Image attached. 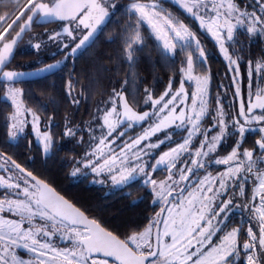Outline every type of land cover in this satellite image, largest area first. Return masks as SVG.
<instances>
[{"label":"snow or ice","instance_id":"obj_1","mask_svg":"<svg viewBox=\"0 0 264 264\" xmlns=\"http://www.w3.org/2000/svg\"><path fill=\"white\" fill-rule=\"evenodd\" d=\"M175 3L218 46L228 71L233 74L238 111L226 109L219 93L212 105L211 75L204 68L206 49L192 28L166 9L162 0H129L127 18L119 31L121 58L128 65L125 85L129 77L135 80L138 54L150 36L158 42L160 55L166 61L178 53L184 54L178 69L179 87H174V76L169 77L159 96L146 87L144 104H150L151 110L143 112L134 106L135 97L128 99L123 86L120 91L113 89V95L105 102L108 106L97 107L93 116L100 135L97 137L89 124L91 142L83 156L72 157L71 175L90 169L97 177L107 175L114 186L126 185L142 175L144 184L151 185L154 202L162 207L142 230L120 237L0 152V160L4 161L0 168H5L10 161L22 174L17 179L24 185L14 183L12 176H0V187L17 190V198L0 199V213L7 208L19 217L16 220L0 216V264H264V52L253 60L249 48L246 58L240 40L242 35L249 42L256 37L264 38V0H252L251 10L239 0H175ZM117 7L113 0H26L12 17L0 16V82L3 85L0 101L10 107L5 117L10 140H16L25 131L31 117L32 130L43 152L48 154L55 144L50 131L40 130V115L27 106L23 89L15 83L21 78L50 72L60 62L34 72L5 70L17 41L34 25L61 22V31L53 32L48 39L67 36L75 42L65 56L67 59L95 42L94 35ZM32 47L39 50L41 43ZM64 48L69 45L64 44ZM245 60L248 91L242 95L241 62ZM187 82L195 84L191 93L186 90ZM73 91L74 85L69 80L67 95L73 104H78L80 101L73 97ZM52 121L53 117H49L50 124ZM145 121L150 123L143 132L124 141L118 149L113 147L117 136L123 138L126 134L119 129L142 126ZM158 133H164L163 139L157 137L152 142ZM177 134L181 136L179 142L174 139ZM249 134H255L256 138L244 147ZM63 135L75 137L76 128L66 123ZM228 137H235L233 146L221 156L218 150ZM77 142L83 143V137ZM166 142L174 146L154 157V163L145 159ZM185 156L189 159H184ZM211 163L225 168L216 175L208 172L188 187L198 170ZM157 170H165L168 175L162 180L154 179ZM225 196L228 198L224 199ZM236 197L243 202L236 203ZM233 208L241 210L242 220L247 214L248 226L245 228L241 223L225 231ZM37 218L42 223H37ZM57 235L69 242V246L57 247L53 243ZM20 249L30 254L29 257L24 258Z\"/></svg>","mask_w":264,"mask_h":264},{"label":"trees","instance_id":"obj_2","mask_svg":"<svg viewBox=\"0 0 264 264\" xmlns=\"http://www.w3.org/2000/svg\"><path fill=\"white\" fill-rule=\"evenodd\" d=\"M239 2L242 6H249V10H251L252 0H239ZM121 3L112 19L98 34L92 46L76 58L70 70H61L43 78L27 80L17 84L23 89V98L27 106L35 109L43 121L49 123V117H53L52 123L49 124L55 144H57L59 138L65 139V143L71 146V152L76 156H80L82 146L81 143L77 142V136L83 131L79 130L78 126L91 121L97 107L108 106L105 102L113 95V89L120 91L123 86L130 101L135 97L136 103L134 106L137 110L145 111L151 110L150 104H144V89L146 87L152 90L155 96H159L167 86L170 76L175 77L174 87H179L178 69L184 60V54L178 53L174 57H169L166 61L160 55L157 47L158 42L150 36L143 51L138 54L135 80L133 81L129 77V82L125 85L128 65L121 58L122 40L119 31L124 26L127 18V4L124 1ZM162 3L166 9L179 15L192 28L200 39L202 46L206 49L207 64L204 65V68L211 75L209 97L212 105H215L219 93L226 109L238 111L239 100L233 95L235 92V86L232 83L233 74L228 71L227 62L219 52L214 40L205 31L201 30L197 22L176 4L169 0H162ZM13 7L14 4L11 1L7 4L0 3V16L7 15ZM240 40L243 43L246 58L249 54V48L253 60L264 52V38L256 37L249 42L248 37L242 35ZM247 71L245 60L241 62L240 86L242 95H246L248 91ZM69 80L74 85L72 95L79 99L78 104H73L71 98L67 95ZM2 87L1 82L0 97L3 96ZM82 91L83 95H81ZM9 111L8 103L0 101V149L24 164L23 159L26 158V155L21 150V145L22 139L25 138L23 147H27L28 138L22 136L18 141H11L8 138L5 117ZM66 123L68 126L76 128L75 137L63 135ZM205 123L207 124L208 121L206 120ZM144 124L145 122L142 126ZM142 126L136 125L134 129ZM255 138V134H249L244 147L254 143ZM234 139L235 137H228L221 146L219 153L226 154L229 152ZM178 140H180V137H178ZM171 145L170 142L162 145L155 152L153 159ZM31 152L40 161L37 171L44 173L49 183L61 188L64 195L71 199L74 204L78 205L88 216L101 220L104 226L114 234L125 236L132 231L142 230L160 207L158 203L154 202V196L149 189V185L146 186L140 180L131 181L105 194L101 191L99 185L89 184L87 178L78 181L73 179L71 175L72 160L70 158L67 161L68 156L61 164L55 159L57 151H54L52 155L43 156L39 147H36ZM42 158L48 160L42 162ZM166 173L165 170H157L153 176L161 178ZM224 198L226 199L227 196Z\"/></svg>","mask_w":264,"mask_h":264},{"label":"flooded vegetation","instance_id":"obj_3","mask_svg":"<svg viewBox=\"0 0 264 264\" xmlns=\"http://www.w3.org/2000/svg\"><path fill=\"white\" fill-rule=\"evenodd\" d=\"M13 2L14 7L13 9L7 14L8 16L10 15H14L17 10L20 8V5L23 3L24 0H0V3H9V2ZM124 1L126 4H128L129 0H113V2L115 4H117V6H119L120 4H122L121 2ZM116 12V10H115ZM114 15V14H113ZM113 15L110 16V18L108 20H106V22L104 23V25L101 26V30L106 26V24L109 23V21L112 19ZM27 17L25 16L24 19H26ZM21 23H23V21H21ZM61 22H52V23H47V24H40V25H34L31 31H28L24 34L23 38L18 42L17 46H16V51L14 53V56L12 58V60L9 62V64L7 65L5 70H15V71H24V72H34L37 68H41L44 67L48 64H57V61H59L60 63L57 64V67L52 69L50 72H45L42 74H45L39 78H43L49 75H52L54 73H57L61 70L67 71L70 70L72 65H74V62L76 60V58L78 56H80L81 54H84L85 51L92 46L93 43L90 42V46H86V48H82L80 50L77 51V53H75L74 55L68 56L67 59H65V56L68 52H70L71 47H74L75 42H73L71 40V38L67 37V36H62L60 39L58 40H49L48 36L50 34H52L55 31H61V27H60ZM7 24H4L3 27H5ZM19 25L16 26V29L18 30ZM101 30H99L93 37V40L96 39V37L98 36V34L101 32ZM15 32L12 33V35H14ZM8 39H11V36L8 37ZM41 43V48L39 50L35 49L34 47H32L33 44L35 43ZM64 44H68L69 48H64ZM38 79V78H36ZM34 80V79H31ZM27 81V80H22V81H17L15 84H21L22 82ZM1 83V82H0ZM47 123V122H46ZM49 124V123H48ZM49 128H50V124H49ZM178 132V130H177ZM19 136H23L28 138V146L27 147H23L25 144V138L22 139V145H21V150L23 152H25L26 158L23 159L24 164L18 162L14 157H12L9 153H7L6 151L0 149V152H3L6 154V156H9L12 158V160H15L17 163H19L22 167H24L26 170L32 172L34 175H36L38 178L46 181L49 183V181L46 179V176L44 173H42L41 171H37V167L39 165V158L35 157V155L32 154L31 151H33L36 147H39V150L42 151V145L38 142H36V140L33 137V133H31L29 130H25V132L23 134H20ZM177 138V136H176ZM178 139V138H177ZM181 139V138H180ZM19 139H17L16 141H18ZM177 141V140H176ZM179 142V140L177 141ZM198 143V141H194V144ZM173 146V145H171ZM221 150V147L218 150V154L223 156L226 154L223 153H219ZM54 151H57L56 154V161L60 162L61 164L64 163V161L66 160L67 156L68 159L67 161L72 157H77L79 158L80 156H76L75 154H73L72 148L70 145L65 143V139L63 138H59L57 140V144H54V148L51 152H49L48 154H43V156H49L52 155ZM74 151V150H73ZM216 154H213V158H215ZM52 158H54L52 156ZM185 159V158H184ZM189 159V158H188ZM48 159H43L42 158V162L43 161H47ZM0 163H4V161L0 160ZM74 168V164H73V160H72V171ZM223 168V165H216L215 163H211V164H207L205 169H200L197 172V175H204L208 172L210 173H215L220 171ZM19 175H22L18 172V170H16L11 162L9 161L6 165L5 168H0V176H4L5 178H7L8 176H12L13 178V182L14 183H20L23 185V181L17 179V177ZM73 179L75 181L87 178L88 183L89 184H95V185H99L95 182H93V179H95L94 174L92 173H88V171H86L85 169H82V171L80 173H78L76 176H72ZM30 179V178H29ZM57 192H59L60 194L64 195V192L61 188H59L58 186H55L51 183H49ZM101 187V191H103L105 194L111 192V190H116L117 188L121 187H115V188H110L109 186H105V185H99ZM250 190H251V184L248 185V191L250 194ZM16 191L17 190H8L5 188L0 187V199L5 198V196H7L8 198L11 199H15L16 197ZM66 197V196H65ZM20 198H23L22 196ZM68 200H70L72 202L71 199H69L68 197H66ZM224 198V197H223ZM225 199V198H224ZM236 203H241L243 201H241L240 197H236L235 199ZM73 203V202H72ZM74 204V203H73ZM159 204V203H158ZM76 205V204H75ZM160 205V204H159ZM77 207H79L78 205H76ZM162 206L160 205V207L158 208V210L156 212H158L160 210ZM80 208V207H79ZM81 209V208H80ZM0 216L4 217L5 219H16L18 220L19 217L13 215L12 212H9L7 210V208L5 209L4 212L0 213ZM90 217V216H89ZM228 222H227V228L225 229V231L230 230L232 227H235L237 224H243V227H247L248 226V221H247V214H244V218L242 220L241 217V210L240 209H236L233 208L231 212H229L228 214ZM94 218V217H91ZM96 219V218H94ZM99 223H101V225L106 228L104 226V223L99 220L96 219ZM37 223H42L41 221H39V219L37 218ZM253 226L255 227V222H253ZM25 227H27V225L25 224ZM107 230H109L108 228H106ZM222 234V233H221ZM123 237V236H120ZM214 240L218 239V237H214ZM244 239V235L242 234L241 236V242ZM53 243L57 246V247H66L69 246V242L67 241H62L59 238V235H57L54 240ZM23 256L24 258H28L30 254L25 253L23 249L18 250Z\"/></svg>","mask_w":264,"mask_h":264},{"label":"rangeland","instance_id":"obj_4","mask_svg":"<svg viewBox=\"0 0 264 264\" xmlns=\"http://www.w3.org/2000/svg\"><path fill=\"white\" fill-rule=\"evenodd\" d=\"M169 1H171V2L174 3V4H176V3H175V0H169ZM176 5H177V4H176ZM177 6H178V5H177ZM178 7H179V6H178ZM186 14H187V13H186ZM12 16H13V15H10L9 17H12ZM9 21H10V20H9ZM196 22H197V21H196ZM197 24L199 25L198 22H197ZM205 32H206V31H205ZM206 33H207V32H206ZM207 34H208V33H207ZM208 35L210 36V34H208ZM210 37H211V36H210ZM211 38H212V37H211ZM222 56H223V55H222ZM15 86L21 88L20 85L15 84ZM185 87H186V90H187L189 93H191V92L195 89V84L192 83V82H187L186 85H185ZM21 89H22V88H21ZM189 103H190V101H189ZM38 115H39V114H38ZM28 120H29V123L25 125V130H29L31 133H33V137H34V139L36 140V142H38L37 137H36V135L34 134V132H33V130H32L31 123H30V121H31V117H28ZM97 123H98V122L95 121V120H93V117H92L91 121H89V122H84V123H82V125H79V126H78V129H79V130H83V131L77 136V141H79L80 138L83 137V143H81L82 146H81L80 157L83 156L84 152L88 149V145H89V143L91 142V137H90V134H89V124H91V127H92L93 129H95V134H96V136L99 137V135H100V129L97 127ZM149 123H150V121H145V124H144L141 128H136V129H134L135 126H134L133 128H131V129H127L126 126H125V127H122L121 129H119V131H125L126 134H125V136H124L123 138H120L119 136H117V138H116V143L113 145V147L118 149V147H119L124 141L129 140V138H135L138 134H140L141 132H143V130L149 126ZM40 130H41L42 132H44V131H50L49 124L46 123L45 121H43L42 118H41V120H40ZM173 131H177V130L173 129ZM178 131H179V130H178ZM24 132H25V131H24ZM24 132H23V133H24ZM23 133H21V134H23ZM176 136H177V138H178V137L181 138V136H180L179 134H177ZM176 136L174 137L175 140H177ZM20 137H21V136H18V137L16 138V140L19 139ZM157 137L160 138V139H163V137H164V133H158L156 137H153V138H152V142H155V141L157 140ZM16 140H11V141H16ZM38 143H39V142H38ZM173 146H174V145H173ZM41 147H42V146H41ZM167 149H168V148H167ZM167 149H165L164 151H166ZM156 151H157V150L154 151L153 155H150V156H148V157H145V159L148 160L150 163H154L155 160L153 159V156H155V152H156ZM162 152H163V151H162ZM42 153L45 155V153L43 152V150H42ZM159 155H160V154H159ZM159 155H158V156H159ZM158 156H156V157H158ZM184 158H185V159H188L187 156H185ZM224 168H225V166L223 165V168H222L220 171H223ZM85 170L88 171V173H92L90 169H85ZM149 170H151V169H149ZM220 171H218V172H220ZM166 172H167V171H166ZM92 174H94V173H92ZM206 174H207V173H206ZM211 174H212V173H211ZM216 174H217V172L213 173L212 175H216ZM167 175H168V173H166V174H165L163 177H161V178H155L154 176H153V178H154V179H157V180H162V179H164ZM204 175H205V174H204ZM204 175H196V176L192 177L191 181L188 182L187 186H188V187H191L192 185L195 184V182H196L199 178L203 177ZM94 177H95V179H93V182H95V183H97V184H99V185L109 186L110 188L119 187V186H114V185L112 184L110 178H109L107 175H104V176H101V177H97V176L94 174ZM144 179H145V178H144L142 175H137L136 178H135V180H140L143 184H144ZM99 180H104L105 182H104V183H98L97 181H99ZM133 181H134V180H133ZM122 186H123V185H122ZM182 186H183V185H182ZM149 189L151 190V185H149ZM227 198H228V197H227ZM227 198H226V199H227ZM156 203H159V202H156ZM159 204H160V203H159ZM160 205H161V204H160ZM161 206H162V205H161ZM165 214H166V213H165Z\"/></svg>","mask_w":264,"mask_h":264},{"label":"water","instance_id":"obj_5","mask_svg":"<svg viewBox=\"0 0 264 264\" xmlns=\"http://www.w3.org/2000/svg\"><path fill=\"white\" fill-rule=\"evenodd\" d=\"M15 35V34H14ZM23 36H24V34H23ZM23 36H22V38H23ZM22 38H20L18 41H17V44H18V42L22 39ZM17 44L15 45V47H14V53H15V51H16V46H17ZM14 53H13V56H14ZM13 56H12V58H13ZM12 58H11V60H12ZM10 60V61H11ZM45 74H47V73H45ZM45 74H42V73H40L38 76H31V77H27V78H21L19 81H22V80H31V79H36V78H39V77H41V76H43V75H45ZM145 111H149V110H145ZM141 112H143V111H141ZM17 163V162H16ZM28 171V170H27ZM34 175V174H33ZM36 176V175H35ZM37 177V176H36ZM38 178V177H37ZM38 179H40V178H38ZM40 180H42V179H40ZM44 181V180H43ZM45 183H47L50 187H52L48 182H46V181H44ZM53 188V187H52ZM54 189V188H53ZM55 190V189H54ZM56 191V190H55ZM57 192V191H56ZM59 195H62V194H60L59 192H57ZM63 196V195H62ZM65 197V196H64ZM65 199H67L66 197H65ZM68 200V199H67ZM69 202H71L70 200H69ZM72 203V202H71ZM75 205V204H74ZM76 206V205H75ZM77 207V206H76ZM79 208V207H78ZM82 210V209H81ZM83 211V210H82ZM85 215H87L86 213H85ZM88 216V215H87ZM89 217V216H88ZM89 218H91V217H89Z\"/></svg>","mask_w":264,"mask_h":264},{"label":"built area","instance_id":"obj_6","mask_svg":"<svg viewBox=\"0 0 264 264\" xmlns=\"http://www.w3.org/2000/svg\"><path fill=\"white\" fill-rule=\"evenodd\" d=\"M26 3V0L23 1V3L20 5V8H22V6ZM7 27V25L5 26Z\"/></svg>","mask_w":264,"mask_h":264},{"label":"bare ground","instance_id":"obj_7","mask_svg":"<svg viewBox=\"0 0 264 264\" xmlns=\"http://www.w3.org/2000/svg\"><path fill=\"white\" fill-rule=\"evenodd\" d=\"M139 111H141V110H139Z\"/></svg>","mask_w":264,"mask_h":264}]
</instances>
